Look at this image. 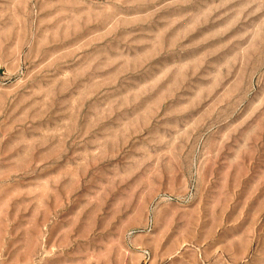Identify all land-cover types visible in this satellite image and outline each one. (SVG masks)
Wrapping results in <instances>:
<instances>
[{
    "label": "rangeland",
    "instance_id": "obj_1",
    "mask_svg": "<svg viewBox=\"0 0 264 264\" xmlns=\"http://www.w3.org/2000/svg\"><path fill=\"white\" fill-rule=\"evenodd\" d=\"M0 264H264V0H0Z\"/></svg>",
    "mask_w": 264,
    "mask_h": 264
}]
</instances>
